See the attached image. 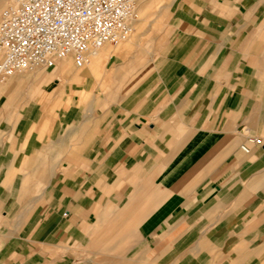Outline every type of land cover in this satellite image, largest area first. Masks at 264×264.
I'll return each instance as SVG.
<instances>
[{"label":"crops","instance_id":"crops-1","mask_svg":"<svg viewBox=\"0 0 264 264\" xmlns=\"http://www.w3.org/2000/svg\"><path fill=\"white\" fill-rule=\"evenodd\" d=\"M159 2L0 83V264H264V0Z\"/></svg>","mask_w":264,"mask_h":264},{"label":"built area","instance_id":"built-area-1","mask_svg":"<svg viewBox=\"0 0 264 264\" xmlns=\"http://www.w3.org/2000/svg\"><path fill=\"white\" fill-rule=\"evenodd\" d=\"M141 0H11L0 21V83L71 57L85 67L104 46H118L133 32ZM262 140L249 137V154Z\"/></svg>","mask_w":264,"mask_h":264},{"label":"rangeland","instance_id":"rangeland-1","mask_svg":"<svg viewBox=\"0 0 264 264\" xmlns=\"http://www.w3.org/2000/svg\"><path fill=\"white\" fill-rule=\"evenodd\" d=\"M145 1V0H144ZM143 1V2H144ZM142 2V3H143ZM168 2V0H160V2L157 4H154L153 5V7H151L150 8V12L148 13V21H151V20H154V22H156V25L158 24V26H159V20L158 19H156V14H157V12H158V10H159V8H160V6L162 7L164 4H166ZM141 3V4H142ZM141 4H139V7H138V15H139V18H140V8H142V7H140V5ZM142 6V5H141ZM140 21H141V18H140ZM136 31H133V34L131 35V39H132V37H133V35H134V33H135ZM158 34L159 33H157V31H153L152 32V36H151V38H152V40H151V42L149 43L150 45H154V43L152 42V41H155V40H153L154 38L156 39V37H158ZM129 38V39H130ZM126 44V41L124 42V43H121L120 45H118V46H116V47H114V46H104L103 48H101L96 54H99L100 52H102V51H104V50H115V49H117V48H119V47H121V46H123V45H125ZM95 56H92L91 57V59H90V62L93 60V58H94ZM69 58V59H68ZM68 58H66V59H64L63 61H61V62H64L65 60H70V62H73V59L71 58V57H68ZM5 83V82H4ZM3 84V83H2Z\"/></svg>","mask_w":264,"mask_h":264},{"label":"bare ground","instance_id":"bare-ground-1","mask_svg":"<svg viewBox=\"0 0 264 264\" xmlns=\"http://www.w3.org/2000/svg\"><path fill=\"white\" fill-rule=\"evenodd\" d=\"M144 0H141L140 1V3L139 4H141L142 2H143ZM139 11V10H138ZM141 18V17H140ZM140 18H139V15H138V17L136 18V20L133 22L134 24H133V27H134V25H136L137 23H139L140 22ZM136 22V23H135ZM133 31H134V28H133ZM132 34H133V32H132ZM131 37V36H130ZM127 41H131V38L130 39H128ZM99 51V50H98ZM98 51H96V52H94L93 54H92V56H94ZM69 59V58H68ZM68 63V62H67ZM90 63V62H89ZM88 63V64H89ZM73 64H74V62H73ZM69 65V64H68ZM75 65V64H74ZM76 67V66H75ZM77 68V67H76ZM78 69H81V68H78Z\"/></svg>","mask_w":264,"mask_h":264}]
</instances>
